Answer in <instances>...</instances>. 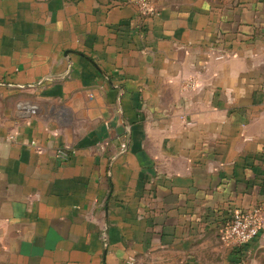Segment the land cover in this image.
<instances>
[{
	"label": "crops",
	"instance_id": "0c3cea01",
	"mask_svg": "<svg viewBox=\"0 0 264 264\" xmlns=\"http://www.w3.org/2000/svg\"><path fill=\"white\" fill-rule=\"evenodd\" d=\"M263 237L264 0H0V264H264Z\"/></svg>",
	"mask_w": 264,
	"mask_h": 264
},
{
	"label": "built area",
	"instance_id": "2783aa9c",
	"mask_svg": "<svg viewBox=\"0 0 264 264\" xmlns=\"http://www.w3.org/2000/svg\"><path fill=\"white\" fill-rule=\"evenodd\" d=\"M139 6L141 13L149 14L154 10L155 0H126ZM194 83H190L193 85ZM126 143H122L121 149L125 150ZM59 157L67 160L70 153L66 150H59ZM263 227V215L260 208L256 207L250 210L236 209L232 211L230 219L221 228L222 240L231 246H244L255 240L261 233ZM127 264H132L129 261Z\"/></svg>",
	"mask_w": 264,
	"mask_h": 264
},
{
	"label": "rangeland",
	"instance_id": "374dc122",
	"mask_svg": "<svg viewBox=\"0 0 264 264\" xmlns=\"http://www.w3.org/2000/svg\"><path fill=\"white\" fill-rule=\"evenodd\" d=\"M263 240H264V237H263ZM262 243V246L260 247V251L259 252H261V250H262V258H264V241H261Z\"/></svg>",
	"mask_w": 264,
	"mask_h": 264
},
{
	"label": "trees",
	"instance_id": "16d2710c",
	"mask_svg": "<svg viewBox=\"0 0 264 264\" xmlns=\"http://www.w3.org/2000/svg\"><path fill=\"white\" fill-rule=\"evenodd\" d=\"M230 219V217L229 218H227V221ZM238 248L240 249L239 251H238V253H240L241 252V249L243 248V246H238Z\"/></svg>",
	"mask_w": 264,
	"mask_h": 264
}]
</instances>
